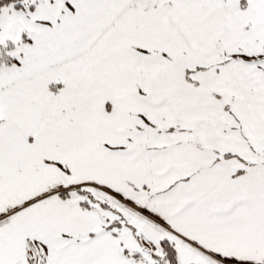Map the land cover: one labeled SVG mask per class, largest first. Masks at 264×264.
Listing matches in <instances>:
<instances>
[{"label": "snow or ice", "instance_id": "obj_1", "mask_svg": "<svg viewBox=\"0 0 264 264\" xmlns=\"http://www.w3.org/2000/svg\"><path fill=\"white\" fill-rule=\"evenodd\" d=\"M0 264H264V0H0Z\"/></svg>", "mask_w": 264, "mask_h": 264}]
</instances>
